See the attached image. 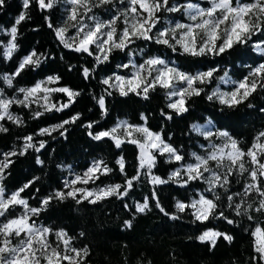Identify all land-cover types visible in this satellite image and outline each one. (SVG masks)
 Instances as JSON below:
<instances>
[{"label": "snow or ice", "instance_id": "obj_1", "mask_svg": "<svg viewBox=\"0 0 264 264\" xmlns=\"http://www.w3.org/2000/svg\"><path fill=\"white\" fill-rule=\"evenodd\" d=\"M5 3L6 0H0V9ZM32 3L33 0H23L25 11L19 14L14 25L7 30L10 37L4 45V56L7 59H11L19 47L18 26L31 18L27 10ZM35 3L40 10L50 11L58 0H35ZM66 3L69 7L66 9L65 22L56 26L51 18L46 17L47 26L54 31L56 39L64 48L94 58V67L80 69L85 80L92 79L96 68L108 63L113 52L127 50L133 57L128 63L117 66L131 69L130 74L113 73L101 79L100 83L106 87L104 95L99 96L96 102L102 116L108 114L106 96H112L113 91L122 97L131 94L148 100L157 89L164 90L168 101L166 108L170 111L161 109L160 115L166 120L188 113L189 101L194 97L204 95L208 101L218 104L219 111L224 113L225 110L235 111L258 91L264 92V62L250 68L249 73L242 79L233 80L228 69H224L223 74L217 76L221 71L219 66L207 70H186L163 56L146 55L143 49L139 50V54L144 58L138 63L134 58L136 52L131 51L137 41H145L165 46L178 56L192 58H216L231 54L243 57L246 53L240 50L249 45L264 56V0H207L208 6L194 0H66ZM115 5L122 7L116 8L106 20L95 14V9ZM163 13H180L183 19H170L162 24ZM158 25L161 26L157 27ZM49 58L50 54L46 56L33 49L20 60L13 73L4 74L0 79L12 88L16 77L26 69L34 71L40 68ZM72 67L74 66H69V70ZM61 79L59 74L49 75L32 87L16 89L22 94V98H9L0 89V121L7 119L18 126L23 125L22 118L10 110L14 104L30 108L33 103L42 102L40 106L43 111H36L33 118H39L45 112H61L69 108L81 92L68 86H59ZM213 81L219 83L209 92L205 86ZM220 84L232 87L226 91ZM54 93L64 94L67 102L52 103L50 98ZM248 107L252 105L249 103ZM79 119L80 114L77 113L50 128H41L37 135L51 136L58 132L64 136L67 132L66 125L74 124ZM140 119L142 124L122 120L110 129L96 132L91 131L94 122L85 125L93 140L108 139L117 148L126 143L137 146L138 165L134 175L127 174L125 159L120 156L116 164L124 176L123 183L87 187L113 172L104 160H96L83 173L75 174L71 180H65L63 189L55 190L40 200L38 207L30 206L21 193L30 188L39 177L8 195L3 180L6 170L15 162L12 157L23 156L29 149L39 152L46 146V142H34V136L28 135L24 137L19 151L13 149L0 153V217L4 218L0 222V264H87L89 247H76L75 238L68 231L45 226L34 218L47 211L53 201L72 199L77 204L87 202L95 205L110 198L123 200L142 176H147L153 186L176 183L187 187L193 182L206 185L196 198L188 202L177 201L175 204L177 213L189 212L193 223L204 224L216 219H223L230 225L236 223L235 219L225 215V204L236 217H247L248 220L253 219L252 212H264V131H260L251 146L245 149L227 129L217 128L216 122L211 118L204 125L192 124L190 131L203 137L208 143L200 146L204 154L192 152V162H185L186 157L181 149L169 142L163 130H151L147 126L149 117L145 114H141ZM7 131V128L0 125V132ZM165 155L169 162L180 163V167L175 168L167 179L152 171L156 167L157 156ZM36 162L41 165L44 163L39 157ZM236 180L244 181L241 185L242 191H232ZM253 194L259 198L256 207H253L255 201L248 202ZM151 201H155V207L165 216H170L172 220L181 219L180 215L170 214L161 207L155 190L151 198L146 197L144 202L135 204L133 215L150 211ZM18 206L23 209L22 213L12 215ZM123 223L127 229L133 227L132 219ZM251 235L255 237L257 254L253 259L261 264L264 262V228L257 226ZM80 236H84V233L81 232ZM221 238L229 243L234 239L232 235L211 228L196 237L201 243H207L213 248Z\"/></svg>", "mask_w": 264, "mask_h": 264}, {"label": "trees", "instance_id": "obj_2", "mask_svg": "<svg viewBox=\"0 0 264 264\" xmlns=\"http://www.w3.org/2000/svg\"><path fill=\"white\" fill-rule=\"evenodd\" d=\"M23 11V0H6L4 7L0 9V77L13 73L20 60L33 49L46 56L50 54V58L34 71L26 69L13 81L12 88L0 79V89H3L9 98L19 97L16 89L31 87L49 75L59 74L62 77L59 86H68L81 92L75 103L64 111L45 112L43 116L33 118L36 111L43 109L33 105L26 108L14 104L10 110L22 118L23 125L18 126L7 119L0 121V125L8 129L7 132H0V153L13 149L19 151L24 137L28 135L34 136V142H46V146L39 152L29 149L23 156L12 157L15 162L6 170L3 180L6 194H10L39 177L30 188L21 193L32 207L40 206V200L44 197L55 190L63 189L64 177L69 172L80 173L96 160H104L113 172L102 176L92 184L94 187L123 183L124 176L116 164L120 156L125 159L127 174L131 176L136 173L137 147L126 143L117 148L111 140H93L85 126L89 122H94L91 131L96 132L109 129L119 119H125L132 124H142L140 117L145 114L149 117L147 126L156 132L163 130L169 142L181 149L186 157L185 162L191 160L192 152H197L200 146L206 143L203 137L190 131L194 123H203L211 118L216 122L217 128L227 129L245 149L250 147L255 136L264 130V111H261L264 109V92L260 91L235 111L225 110L224 113L219 111L218 104L208 101L204 95L194 97L189 101V112L174 117L173 120H166L160 115L161 109L170 111L166 108L168 101L164 90L157 89L148 100L131 94L122 97L113 91L112 96H106L108 114L102 116L96 101L99 96L104 95L106 86L100 81L113 73H121L117 66L126 62L129 52H113L110 61L97 67L92 79L85 80L80 69L94 67V58L64 48L46 21V17H49L52 23L58 26L61 19L59 8L54 6L50 11L40 10L33 0L27 10L31 18L18 26L19 47L11 59H6L3 57V49L10 39L7 30L14 25L16 18ZM132 48L143 49L146 55L163 56L186 70H207L219 66L221 71L217 76L222 75L224 69H228L234 80L242 79L249 73L250 68L264 62V58L257 55L251 45L240 50L246 53L243 57L231 54L216 58L178 56L165 46L145 41H137ZM69 66L74 67L69 70ZM215 85L216 81H213L205 87L210 92ZM62 102H67L64 94L52 95V103ZM249 103L252 107H248ZM77 113L80 114V119L74 124L66 125L67 132L64 136L58 132L52 133L51 136L37 135L41 128H50ZM97 121L99 123H95ZM37 157L44 162L42 165L36 162ZM178 165L177 162H169L164 156H157L156 167L152 171L167 179ZM242 183L243 180H236L232 191H242ZM204 188L202 182H193L187 187L176 183L153 186L149 178H141L123 200L110 198L95 205L87 202L77 204L72 199L53 201L47 211L34 219L45 226L65 229L75 238L76 247H89L87 264H257L253 259L257 254L251 233L257 226L264 228V212H252L253 219L248 220L247 217H236L225 204V215L236 221L231 225L223 219L210 220L204 224L193 223L189 212L177 213V201L188 202L197 196V191L202 192ZM154 190L161 207L170 214L180 215L181 219L172 220L170 216H165L155 207V201H151L150 211L133 215L135 203L144 202L146 197L151 198ZM258 200L253 194L248 202L255 201L253 207H256ZM21 211V207H17L12 215H19ZM129 219L133 221L131 229L125 228L123 223ZM208 228L225 232L234 239L229 243L221 238L214 248L207 243H201L196 237ZM81 232L84 236H80Z\"/></svg>", "mask_w": 264, "mask_h": 264}, {"label": "rangeland", "instance_id": "obj_3", "mask_svg": "<svg viewBox=\"0 0 264 264\" xmlns=\"http://www.w3.org/2000/svg\"><path fill=\"white\" fill-rule=\"evenodd\" d=\"M194 2H200L203 6H208L207 5V0H194ZM55 7H57V8H59V11H60V15H61V19H60V22H59V25L58 26H60V25H62L64 22H65V18H66V16H67V12H66V9L69 7L68 6V4L66 3V0H58V3L55 5ZM119 7H122V5H115V6H109L108 8H99V9H95L94 11H95V14L98 16V17H101V18H103V19H108V18H110V16H111V14H112V12L113 11H115V9L116 8H119ZM162 16H163V20H162V24L163 23H165L167 20H180V19H183V17L181 16V14L180 13H174V14H167V13H163L162 14ZM161 25H158L157 27H160ZM72 34V32L70 31V33H69V35H71ZM7 44V43H6ZM4 50L5 49H3V57L4 58H6L5 56H4ZM253 50H254V48H253ZM132 52H136V56L134 57L135 58V60L139 63V62H142V60H143V58L144 57H142V56H140V54H139V50H137V49H135V48H132ZM254 52L257 54V55H259V56H262L259 52H257V51H255L254 50ZM263 58H264V56H262ZM7 59V58H6ZM130 59H133V57L132 56H130V54H129V56H128V58H127V60H126V62L125 63H128L129 62V60ZM124 64V63H123ZM119 65H121V64H119ZM121 69V73H119V74H122V75H128V74H130V72H131V69H122V68H120ZM42 80H45V78L44 79H42ZM42 80H40V81H42ZM234 80V79H233ZM37 82H39V81H37ZM36 82V83H37ZM219 82L218 81H216V85L213 87V89L215 88V87H217V84H218ZM35 85V84H34ZM33 85V86H34ZM56 85H49V87H55ZM32 87V86H31ZM220 87L223 89V90H230L231 89V87H232V85H224V84H220ZM53 95V94H52ZM52 95H51V102H52ZM19 98H22V94H20L19 95ZM42 102H38V103H33L32 105L33 106H38V107H40V108H42L41 106H40V104H41ZM43 109V108H42ZM122 120H125V119H119V120H117L116 122H115V124L113 125V126H115L119 121H122ZM206 123V121L205 122H203V123H194V124H199V125H204ZM112 126V127H113ZM112 127H110V128H112ZM109 128V129H110ZM264 131V130H263ZM217 143H220V141H216ZM208 143V141H206V143L205 144H207ZM137 147V146H136ZM138 149V148H137ZM197 153H199V154H204V151H203V149H201V147H200V149L197 151ZM165 157V159L166 160H168V157H167V155H165L164 156ZM188 162H192V158H191V160L190 161H188ZM92 164V163H91ZM90 164V165H91ZM89 165V166H90ZM88 166V167H89ZM87 167V168H88ZM177 167H180V163H179V165L177 166ZM176 167V168H177ZM87 168H85L84 170H82L80 173H74V172H69L65 177H64V181L65 180H71V179H73L74 178V175L75 174H81V173H83ZM172 172V171H171ZM170 172V173H171ZM142 178H148L147 176H142ZM205 187H206V185H204ZM87 187H90V188H96V187H94L92 184H89V185H87ZM103 187V186H102ZM199 192H201V191H197V196H198V193ZM11 194V193H10ZM6 195H8V194H6ZM196 196V197H197ZM195 197V198H196ZM135 204H137V203H135ZM19 207V206H18ZM22 209V208H21ZM15 210V209H14ZM13 210V211H14ZM22 211H23V209H22ZM22 211H21V213H22ZM20 213V214H21ZM19 214V215H20ZM2 218L3 217H0V222H3V220H2ZM254 238V250H255V237H253ZM263 264H264V262H263Z\"/></svg>", "mask_w": 264, "mask_h": 264}]
</instances>
